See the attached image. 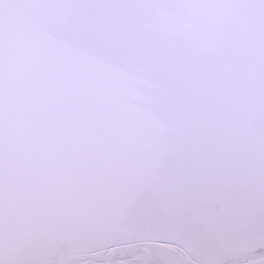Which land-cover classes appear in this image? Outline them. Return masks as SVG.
Returning a JSON list of instances; mask_svg holds the SVG:
<instances>
[{
	"label": "snow or ice",
	"instance_id": "6c2138e0",
	"mask_svg": "<svg viewBox=\"0 0 264 264\" xmlns=\"http://www.w3.org/2000/svg\"><path fill=\"white\" fill-rule=\"evenodd\" d=\"M0 264H264V0H0Z\"/></svg>",
	"mask_w": 264,
	"mask_h": 264
}]
</instances>
